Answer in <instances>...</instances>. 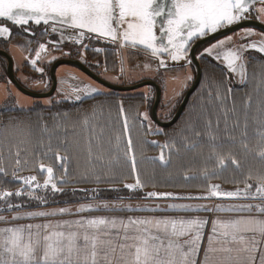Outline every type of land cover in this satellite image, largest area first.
I'll use <instances>...</instances> for the list:
<instances>
[{"label":"snow or ice","instance_id":"snow-or-ice-1","mask_svg":"<svg viewBox=\"0 0 264 264\" xmlns=\"http://www.w3.org/2000/svg\"><path fill=\"white\" fill-rule=\"evenodd\" d=\"M259 2L264 5V0H171V5L165 8L164 0L157 3V0H0V23L10 22L12 26L19 27L25 33L32 32L27 27L30 22L39 26L41 23L49 25L53 33L66 34L65 28H71L78 32L75 37L77 41L87 34H95L97 39L106 38L110 43L119 44L121 47L143 46L151 51L153 57L167 54L173 62H179L188 54L190 42L216 33L218 30L229 28L234 24L248 18L251 11L258 13L257 19L264 22V7L251 9L250 6ZM165 17L160 27V35L157 36L154 29L157 25V18ZM59 24L61 28H57ZM253 30L248 29L245 36L252 35ZM11 28L0 26V38L10 37ZM92 38L91 35L88 36ZM72 40L73 36L68 35ZM232 37L218 41L205 53L214 59H223L226 67L231 73H238L243 82L246 77L243 53L245 50H256L264 54V38L260 41H252L242 44L238 48L229 49L226 52L216 51L230 43ZM159 41V43H158ZM40 51L36 52L37 58L45 49L44 44L39 45ZM58 50V49H57ZM101 52L103 49H95ZM35 66L37 60H32ZM161 67H167L164 59L159 60ZM147 67V65H145ZM34 70L43 73V69ZM191 79V77H189ZM107 95L99 88L85 85L82 88L73 86L71 93L65 95V99L74 96L75 101H82L85 96ZM219 94L217 93V96ZM211 99V92H209ZM51 104V101H47ZM119 111L124 116L123 134L116 135L115 144L112 147V155L107 162V168L111 172L113 165L123 169L129 167L135 174V183L125 184L124 187L130 191H140L146 187L141 179L137 167L135 145L131 137V129L128 118L123 108L119 105ZM235 111V108H233ZM264 113V108L261 109ZM67 117V113L63 114ZM95 112H93V116ZM227 115V113H225ZM143 119H140V117ZM137 119L142 128L153 131L147 113H137ZM147 122V123H145ZM11 123V121H10ZM85 127L89 126L87 116L82 121ZM16 125H13L15 127ZM47 132V125L42 126ZM241 128L239 120L233 124L231 132L227 129L225 122L226 139L231 145H239L245 156L253 151L255 155L264 161V116L260 119L253 137L249 135V124L247 116L243 123V129L236 136V130ZM205 131L193 129L195 139L185 136L184 148L186 151L201 149L205 143L210 151L203 159L202 176L204 180L219 176L227 170L229 163L240 170L241 161L235 155L229 153L225 156L218 149L223 148L220 143L219 120L216 121L215 130L212 121H207ZM91 135L88 141V155L90 159L103 161V146L99 141L95 126H92ZM157 133L158 129L155 130ZM103 136V129H100L99 137ZM126 137V138H125ZM203 137V138H202ZM257 141L255 149L250 147V139ZM51 141V135L49 136ZM93 140H97L99 153L93 151ZM111 144V141H109ZM123 143V147H121ZM162 149L158 158L160 164L167 167L171 164V151L176 148L175 141L159 145L155 141L147 142ZM163 149H169L166 157ZM47 151H52L49 143ZM47 155V152L44 153ZM9 156H14L12 163L16 166L11 173L13 180L21 182L32 189H50L53 192H62L58 185L69 181L65 178L57 180L53 166H39L40 172H46L47 178L41 185L37 176L22 177L18 175L23 170V165L28 161L21 158V151L18 148L15 153L9 149ZM3 156L0 155V176H7V168L3 164ZM55 159L60 161L59 167L63 170V176L68 175L65 166L67 156L55 154ZM214 162V167H209ZM185 180L196 179L197 177L185 176ZM115 179L113 175L105 182ZM253 179L251 173L246 177L243 190L237 188L233 191H224L218 184L206 185V193L199 196H181L171 192H148L144 199H172V200H211L220 198H241L259 199L264 201V172L255 177L256 184L249 181ZM95 182L99 183L101 177L95 176ZM234 183L236 181H233ZM155 186V185H153ZM254 189V191H253ZM87 191V190H82ZM98 194L99 190H92ZM119 191V189H110ZM24 189L15 193H2L5 211L19 208L10 202V197H20ZM30 199H35L41 204L47 203L45 197L34 196L31 191L28 193ZM119 199H123L122 197ZM141 205H126L122 203L102 202L100 204L80 205L73 212L70 208H60L51 211H35L24 214H17L13 220L36 217H53L57 215H72L90 211H118L140 209ZM181 210L183 212H247L259 213L264 216V203L262 204H167L153 205L150 210ZM0 221L7 222V217L0 216ZM211 223V234L208 236L207 247L203 250V260L197 259L204 237V229ZM133 233V234H130ZM260 252V264H264V218L259 216H241L235 219H220L219 217L209 221L200 216H163V217H129L125 221L116 217H81L76 220L57 221L55 223L27 224L14 227L0 228V264H255L256 253Z\"/></svg>","mask_w":264,"mask_h":264},{"label":"rangeland","instance_id":"rangeland-1","mask_svg":"<svg viewBox=\"0 0 264 264\" xmlns=\"http://www.w3.org/2000/svg\"><path fill=\"white\" fill-rule=\"evenodd\" d=\"M251 9H259L255 5L250 6ZM258 13L256 11H251L248 14V18L257 17ZM10 24V22H5ZM51 24L37 26L30 22L27 27L31 28L35 35L30 33H25L19 27L10 25L11 36L7 38H0V49L10 52L11 47L17 46L22 50H17L23 52V62L22 65H16L14 74L19 78L27 88L37 89L41 91H47L51 86V79L49 77V69L52 64L57 59L60 58H77L86 64L92 71L96 70L99 76H110L113 77L117 82L115 84H133L142 79L155 80L163 88V93L160 99L157 114L160 120L168 121L175 114L177 108L181 103V99L184 94L179 98L175 97L173 100L168 97L167 89V79L170 74L175 72L186 71L191 68V79L188 78L186 85L189 87L195 76V68L189 58V50L191 45L197 40L194 39L190 42V47L188 49L187 56L180 60L179 62L171 61L167 64V67H159L155 59H151L147 56L146 50L143 46H137L133 49L131 47H123V62L126 74L124 77L116 69L114 70L113 64V53H115V48L117 44L106 42H100L96 39H89V34L86 33L84 37H81L79 41L75 39L78 32L72 29H65L66 34L61 35L60 32L53 33L51 30ZM57 28H61L59 24H56ZM157 34L158 30L154 29ZM245 31L239 32L236 37H243L241 34ZM72 35L73 39L69 40L68 35ZM256 34L263 36L264 32L258 31ZM246 38L242 39L241 43H251V38L249 36H244ZM44 44L45 49L41 51L39 58L36 56V52L40 51L39 45ZM103 49L101 52H96L95 49ZM114 48V49H112ZM14 49V48H13ZM58 49V50H57ZM198 50V49H197ZM108 52V55H107ZM197 54V53H196ZM107 55V56H106ZM166 56L167 54H163ZM197 58H204V50L201 48L199 50ZM144 59L148 64V59L151 60L149 64V71L142 72L137 69V62H143ZM32 60H37V64L33 66L31 64ZM210 61V60H209ZM249 62V73L248 81L245 86L235 85L230 82L229 71L225 67L215 68L217 74H211V70L206 71L204 75L205 84H210L213 79H216L220 91L219 95L214 96L211 94V99L209 93L204 95V89L198 93L195 91L191 95L190 101L187 103L184 111L180 115L179 119L176 121L172 128H162L157 125L151 119V107L155 98V90L152 86H143L138 89L129 92H112L111 90H105L107 95H96L98 97L92 98L87 97L82 101L88 99V101H75V100H61V95L55 92L48 97L40 98V100L34 99V104H32V110H23V113H15L18 109L15 106L14 98H8L7 101L0 105V111H8V113L0 112V127L5 117H9L8 131L10 135V142L8 150H12L14 145L18 141L24 142V144L31 147V152L34 154L33 157H37L35 162L27 163L23 165V170L18 172L19 176H37L38 182L42 185L43 181L47 178L46 172H40L39 166L43 165L53 166L55 169V175L57 180L60 178H65L69 182L63 185H58L63 189L62 192H53L50 187L49 189H35L34 185L32 189H28L27 186L23 185L21 182L13 180L11 173L15 169V165H11V161L7 159L6 146L4 145L3 151L0 148V155L3 156V164L7 168L8 175L0 176V216L7 217V222L0 221V228L21 226L27 224H43V223H55L57 221L65 220H76L81 217H116L123 218L125 221L129 217H163V216H192L189 214H204L209 218L213 215L221 216L224 215L227 218L224 219H235L241 216L255 215L260 218H264L259 213H247V212H207L201 210V212H183L181 210H150L153 205H167L172 203L177 204H205V205H216V204H262L264 201L259 199H241V198H220L211 200H172V199H144V196L148 192H171L177 195L186 196H199L206 193V185L218 184L224 191H233L237 188L243 190L245 188V179L251 173L253 179L249 181L253 185L256 184L255 177L257 174L264 172V161H261L253 151L249 155L245 156L240 149L239 145H231L227 141L226 136H221V127L225 129V122H227V129L232 128L235 121L239 120L241 123V128L236 130L235 134L239 138V132L243 129V123L245 117L247 116L249 124V135L253 137L255 134V129L259 123L264 113L261 109L264 108V56L256 55L253 58V54L248 57ZM6 59L0 56V82L8 83L14 91L17 89L11 83L6 74ZM43 69V73L34 70ZM70 67V66H69ZM57 70H59V76H71L73 70L68 68L66 65H60ZM56 71V73H58ZM97 74V73H96ZM193 75V76H192ZM240 77L239 74H236ZM77 75L75 80H78ZM16 77V78H17ZM67 78V77H66ZM103 78V77H102ZM104 79V78H103ZM80 83V80H78ZM111 82V81H110ZM114 83V82H112ZM233 84V85H232ZM8 85V86H9ZM185 85V86H186ZM186 86V87H187ZM185 87V88H186ZM184 88V87H183ZM106 89V88H105ZM203 93V94H202ZM206 94V93H205ZM64 96V95H63ZM91 98V99H90ZM201 100V104H200ZM47 101H51L48 104ZM212 101L220 103L221 110L227 113L226 118H220L221 111L219 106L216 107ZM123 104L125 109L129 126L131 129V137L135 145V155L137 159V167L139 169L141 179L146 183L140 191H130L124 187L125 184L135 183V174L131 172L130 168L125 166L123 169L117 168L113 165V169L110 172L107 168V162L109 157L112 155V147L115 144L116 135L123 134V121L124 116L120 114L119 105ZM206 102H209L207 106ZM206 108H211L212 113L206 112ZM235 108V111H233ZM19 110V109H18ZM58 113L56 115V113ZM67 113V117L63 114ZM93 112L95 115L93 116ZM54 113V114H53ZM137 113H147L149 120L151 122V128L153 131H148L146 128H142L137 119H135ZM87 116L89 119V126L85 127L82 123L84 117ZM16 117V118H15ZM208 117V118H207ZM140 119H143L141 116ZM212 121L213 128L215 130L216 121L219 120V131L220 143L224 146L218 149L225 156L229 153L236 156L237 159L241 161L240 170H236L234 166L229 163L227 170L221 172L219 176L212 177L209 180H204L202 176L203 171V159L206 157L210 151V147L207 143L201 149L196 151H186L184 148V137L187 136L190 139H195L193 135V129L199 130L202 133L206 130L205 125L207 121ZM11 121V123H10ZM13 121L17 125H20L22 130L19 133L18 130H14ZM147 123V122H145ZM224 123V124H223ZM47 125L48 131H43L42 126ZM95 126L96 131L100 132L103 129V136L100 141L104 142L105 147L103 148V161H97L95 159H90L88 155V141L91 135V127ZM88 128L82 133L69 134L72 129ZM158 129L157 133L155 130ZM232 131V130H231ZM89 132V133H85ZM51 135V141L49 136ZM31 137L38 139L37 142L32 140ZM126 138V137H125ZM203 138V137H202ZM71 141L79 145V147H71L72 161L69 158L66 161V168L68 175L63 176V170L60 169V161L55 159L54 162H48L47 156L43 153V148H48L49 143L51 144L52 152L59 150V155L62 156L61 150L63 145ZM111 141V144L109 143ZM155 141L159 145H164L166 142L175 141L176 148L179 152L175 150L171 151V164L164 167L160 164L159 160L153 161L151 158H158L161 154L162 149L160 147L154 146L152 143H146ZM250 147L255 149L257 147V141L253 138L249 141ZM93 151L99 153L96 145H92ZM123 147V143H121ZM50 152V151H49ZM165 156L169 155V149H163ZM46 158V159H45ZM140 159L145 162H138ZM151 163V164H150ZM154 164V165H153ZM214 162L209 164V167H214ZM99 175L102 182H95V176ZM115 176V179L111 182H105L110 177ZM185 176L197 177L196 179L185 180ZM233 181H236L235 183ZM155 185V186H153ZM24 189V192L20 197L13 195L10 197V202L14 205H20L19 208H14L12 210H3L6 205L3 202L2 193L11 192L15 193L18 190ZM99 190L98 194H94L92 190ZM110 189H119V191H110ZM87 190V191H82ZM31 191L32 195L45 197L47 203L41 204L35 199H30L28 193ZM254 191V189H253ZM123 198L122 200L119 198ZM109 203H122L130 205H141L149 206L147 208L141 207L140 209L133 208V210H118V211H90L79 214L72 215H57L53 217H36V218H23L18 220H13L12 217L17 214H24L28 212L35 211H51L60 208H70L75 212V209L80 205L88 204H100L102 202ZM180 201V202H177ZM188 213V214H187ZM208 226V225H207Z\"/></svg>","mask_w":264,"mask_h":264},{"label":"crops","instance_id":"crops-1","mask_svg":"<svg viewBox=\"0 0 264 264\" xmlns=\"http://www.w3.org/2000/svg\"><path fill=\"white\" fill-rule=\"evenodd\" d=\"M157 3H158V0H157ZM171 5V2L169 4V6ZM254 5L257 7V8H261V7H264V5H261L259 2H256L254 3ZM261 22H262V19H259ZM50 23H52L50 21ZM264 23V22H263ZM6 25H9L5 22L3 23H0V26H6ZM61 26V25H60ZM64 27V26H62ZM67 30L71 29V28H66ZM156 29L158 30L157 32V36L160 34V27L159 25L157 24L156 25ZM248 29H252L253 32H252V35H250L249 37L252 39V41H260L262 38H264V35L261 36V35H258L256 34V32L259 31V29H256V28H245L241 31H245L248 30ZM73 30V29H72ZM241 31H238L237 33H234V34H229V35H226V36H223V37H220V38H217L211 42H209L208 44L204 45V47L202 48L204 50V57L205 58H210V59H214V56H215V52L213 53L212 56H209L205 53V49H208L209 47H211L212 45L216 44L218 41H221V40H225L226 37H232V40L230 43H226L223 48L221 49H217L216 51H219V52H226L228 51L229 49H233V48H238L240 45L242 44H246V43H241L242 39L246 38L244 37V33L241 34V36H243L242 38L241 37H236L235 34L237 35L239 32ZM261 31V30H260ZM92 36L93 39H96L100 42H109L108 39L106 38H101V39H97L95 37V34H89ZM2 38H7V40L9 39L8 36L6 37H2ZM110 43V42H109ZM159 43V41H158ZM114 44V43H113ZM117 48H115L116 50L119 51V55H120V68L121 70L119 72H121L120 75H122L124 77V74H126V71H125V67H124V62H123V47H121L119 44L116 45ZM14 48V49H13ZM17 50H22L21 48H18L17 46H14V47H11V49L9 50L10 52H8L10 54V56L12 57V60H13V69L15 71V67L16 65H22L23 62H26L25 59H23L24 55H23V52H19ZM146 54L148 57H150L151 59H155L157 64L159 65V67L161 68L160 64H159V60L160 59H164L168 64L171 63V58L168 56V58L166 56H156V57H153L152 54H151V51L150 50H146ZM253 54V58L256 57V55H262L264 56V54H261L259 53L258 51L256 50H245L244 53H243V60L242 61H238L237 63H241L243 62L245 64V72L247 71V73L249 72V62H248V57L250 55ZM215 61H217L222 67H226V62L223 61L222 57L221 59L217 60V59H214ZM151 60L148 59V64L146 63V60L144 59L143 62H137V69H139L140 71L142 72H147L149 71V64H151L150 62ZM145 65H147V67H145ZM68 68H71V70H73L74 73L71 74V76H65L63 77L62 75L59 76V70L56 69V71L58 73H56V77H57V86H56V94H58V92L60 93L61 95V100H75L74 96H71L70 98L68 99H65V95L66 94H69L71 93V89L73 86H79V87H83L85 85H90L94 88H99L102 92L105 93V90H107L106 87H104L103 85L97 83L96 81H94L93 79H91L89 76H87L85 73H83L82 71H80L78 68H75V67H72L70 65H66ZM70 66V67H69ZM228 70V69H227ZM229 71V70H228ZM16 73V71H15ZM191 68H189L188 70H184V71H180V72H175L174 74H170L169 75V78L167 79V89H168V97L167 98H170V99H174L175 97H181L182 94H184L185 90L188 88V86L186 85L187 81H188V78L191 77ZM229 73L231 74V82L234 83L235 85H243V83L245 82L246 80V77L244 79V81L242 82L241 81V77L237 76L236 74L238 73H231L229 71ZM77 75V79L80 80V83L78 80H75L74 78L75 77H72V76H75ZM193 76V75H192ZM17 77V76H16ZM67 77V78H66ZM102 77L104 79H106L107 81H111V82H117L115 79H113V77H110V76H103ZM233 78V79H232ZM17 79L19 80V78L17 77ZM142 80H146V79H142ZM20 81V80H19ZM141 81V80H140ZM21 82V81H20ZM139 82V81H138ZM157 82V81H156ZM135 83V82H134ZM22 84V82H21ZM159 84V83H158ZM9 84L7 83H2L0 82V105L5 101H7L8 98H14V103H15V106L18 108V109H21V110H31L32 109V104H34V99L35 100H40L38 98H33V97H30V96H27L23 93H21L20 91H14L13 89H11L10 85L8 86ZM187 87H186V86ZM233 85V84H232ZM160 88H161V96H162V93H163V88L161 85H159ZM184 87V88H183ZM186 87V88H185ZM106 88V89H105ZM33 91H38L40 92L39 90L37 89H33V88H29ZM64 95V96H63ZM89 96H85L84 98H87ZM92 97V96H90ZM179 97V98H180ZM42 99V98H41ZM213 104L217 106H219V110L221 109V104L220 103H217L215 101H212ZM207 104H209V102H206V106ZM221 111V114H220V118H223L222 120L224 119H227L226 116H225V112L223 110H220ZM206 112L209 113V116H211L210 114L212 113L211 111V108H206ZM151 115V114H150ZM151 117V116H150ZM208 118V117H207ZM152 119V117H151ZM153 120V119H152ZM224 124V123H223ZM232 128H228V131L231 132ZM224 135L226 136V132H225V129L224 127L222 126L221 127V136ZM177 202H180V201H177ZM201 212V211H199ZM188 214V213H187ZM189 215H194L196 216L195 214H189ZM170 216V215H169ZM199 216H205L204 214H199ZM255 216V215H253ZM219 217L220 219H224V218H227L225 217L224 215H221V216H217V215H213L209 218V221H211L212 219H215ZM206 218V217H205ZM208 219V218H207ZM130 234H133V233H130ZM211 234V223L208 224V226H206V228L204 229V237H203V242H202V245H201V249H200V252L198 254V257L197 259L202 261L203 260V250L205 247H207V242H208V236ZM260 255L261 253L258 251L256 253V260H255V264H260Z\"/></svg>","mask_w":264,"mask_h":264},{"label":"water","instance_id":"water-1","mask_svg":"<svg viewBox=\"0 0 264 264\" xmlns=\"http://www.w3.org/2000/svg\"><path fill=\"white\" fill-rule=\"evenodd\" d=\"M160 2H161V0H158V3H160ZM164 2H165V8L167 9V7H169L171 0H164ZM164 19H165V17H158L157 18V24L159 25V27H161ZM60 27H62V26H60ZM244 27H253V28L259 29V30L264 32V23L263 22L259 21L258 19L247 18L238 24H234V25L230 26L229 28L218 30L214 34L209 33L208 36L197 39L191 45L190 50H189V57H190L191 63L193 64V66L195 68V77H194V80L191 83L190 87L187 89V91H186L179 107L177 108L175 114L168 121H162L157 116V108H158V105H159L160 99H161V88H160L159 84L154 80L146 79V80H142V81H139L137 83H134V84H125V85L115 84V83H112L110 81H107L106 79H103L101 76L96 74L86 64H84L82 61H80L77 58H60V59L55 60L50 67V70H49V76L51 79L50 88L47 91L38 92V91H33V90L25 87L16 78V76L14 74V69H13V60H12V57L10 56L9 53L0 49V56L4 57L6 59L7 75H8L9 80L11 81V83L14 85V87L18 91H20L21 93H23L27 96L33 97V98L48 97V96H51L55 92L56 85H57L56 69H57V67H59L62 64L63 65H71V66L78 68L80 71L85 73L87 76H89L94 81L98 82L99 84H101V85H103L109 89L115 90V91H131V90H135V89H138L140 87H143V86H152L155 90V98H154V101H153L152 107H151V117H152L153 121L157 125H159L160 127L168 128V127H171L172 125H174L176 123V121L179 119L180 115L182 114L184 108L186 107V105L188 103V100H189L192 92L197 88V86L199 85V83L201 81L202 67H201V64H200V62L197 58V55H196L197 49L199 47L203 46L204 44L213 41L214 39H217V38L222 37L224 35L230 34V33L235 32L241 28H244Z\"/></svg>","mask_w":264,"mask_h":264},{"label":"trees","instance_id":"trees-1","mask_svg":"<svg viewBox=\"0 0 264 264\" xmlns=\"http://www.w3.org/2000/svg\"><path fill=\"white\" fill-rule=\"evenodd\" d=\"M106 44H108L109 45V42H106ZM111 45H113V43L111 44ZM204 46H201V47H199L198 48V50L196 51V55H198V52H199V50H201V48H203ZM112 49H114V48H112ZM116 50V49H115ZM107 55H108V52H107ZM106 55V56H107ZM120 55H119V51L118 50H116L115 51V53H113V64H114V70L116 69V71L118 70V71H120L121 70V68H120V66H121V64H120ZM206 60H208V61H205L204 60V58H199V62H200V64H201V66H202V78H201V81H200V83H199V85L197 86V88L195 89V91L198 93L199 91H201L202 89H204L205 91H204V95H207V93H209V92H211V94H214V96H216L217 95V93H219V91H220V87H219V85H218V83H217V81H216V79H213V81L210 83V84H205V82H204V75H205V70L207 71L208 69L209 70H211L210 72H212L211 74H217L216 73V70H215V68H219V69H221V65L217 62V61H215L214 59H210V58H205ZM210 60V61H209ZM71 66V65H70ZM72 67H74V66H72ZM76 68V67H75ZM6 70V69H5ZM209 70H208V72H209ZM94 71V70H93ZM95 73H97L98 74V72H96V70H95ZM249 73V72H248ZM248 73H247V81H248ZM6 74H7V70H6ZM102 77V76H101ZM247 81L245 82V84L244 85H242V86H245L246 84H247ZM98 83V82H97ZM105 87V86H104ZM107 88V87H106ZM107 89H109V88H107ZM109 90H111L112 92H129V91H115V90H112V89H109ZM131 91H133V90H131ZM194 91V92H195ZM193 92V93H194ZM192 93V94H193ZM206 93V94H205ZM203 94V93H202ZM96 97H98V96H94V97H92V98H96ZM91 99V98H90ZM191 99V98H190ZM84 101H88V99H86V100H84ZM84 101H82V102H84ZM190 101V100H189ZM200 104H201V100H200ZM32 110V109H31ZM221 110V109H220ZM1 113H3V114H5V113H8V111H0ZM15 113H23V110H21V109H17L16 111H15ZM56 113V112H55ZM54 114V113H53ZM58 113H56V115H57ZM16 118V117H15ZM9 120H10V118L9 117H5L4 118V120L3 121H1L2 122V125H1V127H0V148H1V151H3V150H5L6 149V151H7V159H9V161H11V163H12V161L14 160V156H9V150L7 149V148H9V142H10V140H11V138H10V135L11 134H9V131H8V126L10 125L9 124ZM12 123H15V124H13V125H16L15 127H14V130L16 131V130H18L19 131V133H21V130H22V128H21V126L20 125H17L16 124V122L15 121H13ZM174 126V125H173ZM172 126V127H173ZM172 127H170V128H172ZM88 128H85V127H83V129L82 128H77V129H72V131H70L69 132V134H73V133H82L84 130H87ZM85 133H89V132H85ZM99 131H96V134H97V137H98V139H99V141L101 140V139H103L102 137H99ZM32 140H34L35 142H37L38 141V139H36V138H34V137H31V144H33L32 143ZM100 142H102V141H100ZM93 144L94 145H96V148L98 149V151L100 152L101 151V149L100 148H98L97 147V140H93ZM92 144V145H93ZM4 145L6 146V148L4 149ZM88 146V145H87ZM102 146H103V148L105 147V145H104V142L102 143ZM71 147H79V145H76V143H74V142H71V141H67V143L66 144H64L63 145V149L61 150L62 152H61V154H62V156H67V158H69V161L68 162H71L72 161V150H71ZM20 149V151H21V158L22 159H26L27 161H28V164L30 163V162H35L36 160H37V157H33L34 156V154H32V152H31V147L29 146V144L28 145H26V144H24V142H20V141H18L17 142V144H15L14 145V147H13V149L11 150V152L12 153H15L16 151H17V149ZM47 149L48 148H43V153H45V152H47V160H48V162H54V164L56 163L55 162V154L56 153H58V154H60L58 151L59 150H56V151H47ZM4 152V151H3ZM46 159V158H45ZM138 162H145L144 160H142V159H140ZM151 164V163H150ZM11 165H13V163L11 164ZM154 165V164H153Z\"/></svg>","mask_w":264,"mask_h":264},{"label":"flooded vegetation","instance_id":"flooded-vegetation-1","mask_svg":"<svg viewBox=\"0 0 264 264\" xmlns=\"http://www.w3.org/2000/svg\"><path fill=\"white\" fill-rule=\"evenodd\" d=\"M252 19H257V17L255 16L254 18H252ZM259 20V19H258ZM260 21V20H259ZM10 25V24H9ZM245 28H253V27H244V28H241V29H239V30H237V31H235V32H232V33H230V34H234V33H237L238 31H241V30H243V29H245ZM263 32V31H262ZM227 35H229V34H227ZM224 36H226V35H224ZM223 37V36H222ZM220 38V37H219ZM215 40V39H214ZM209 43V42H208ZM208 43H206V44H208ZM206 44H204V45H206ZM203 45V46H204ZM190 58V57H189ZM199 60V59H198ZM53 63V62H52ZM52 65V64H51ZM51 67V66H50ZM202 67V66H201ZM50 70V69H49ZM229 75H230V79H231V74L229 73ZM50 77V76H49ZM195 77V76H194ZM202 78V77H201ZM233 79V78H232ZM194 80V79H193ZM193 80H192V82H193ZM155 81V80H154ZM232 80H230V82H231ZM247 81V71H246V80H245V82ZM245 82L243 83V85L245 84ZM51 84V83H50ZM237 85V84H236ZM57 86V85H56ZM190 87V86H189ZM188 87V88H189ZM187 88V89H188ZM187 89L185 90V92H184V95H185V93H186V91H187ZM56 90V89H55ZM195 91V90H194ZM193 91V92H194ZM41 92H44V91H41ZM192 92V93H193ZM184 95H183V97H184ZM192 95V94H191ZM183 97H182V99H183ZM191 97V96H190ZM45 98V97H44ZM38 99H40V98H38ZM182 99H181V101H182ZM189 100H190V98H189ZM189 100H188V102H189ZM159 107V106H158ZM157 110H158V108H157ZM184 111V110H183ZM157 116H158V114H157ZM159 118V117H158Z\"/></svg>","mask_w":264,"mask_h":264},{"label":"bare ground","instance_id":"bare-ground-1","mask_svg":"<svg viewBox=\"0 0 264 264\" xmlns=\"http://www.w3.org/2000/svg\"><path fill=\"white\" fill-rule=\"evenodd\" d=\"M58 68V67H57ZM134 84V83H133Z\"/></svg>","mask_w":264,"mask_h":264}]
</instances>
